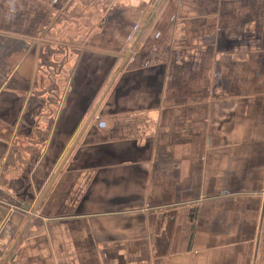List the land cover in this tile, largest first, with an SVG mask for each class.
I'll return each instance as SVG.
<instances>
[{
	"label": "crops",
	"instance_id": "obj_1",
	"mask_svg": "<svg viewBox=\"0 0 264 264\" xmlns=\"http://www.w3.org/2000/svg\"><path fill=\"white\" fill-rule=\"evenodd\" d=\"M88 1L0 0V264H264V0Z\"/></svg>",
	"mask_w": 264,
	"mask_h": 264
},
{
	"label": "rangeland",
	"instance_id": "obj_2",
	"mask_svg": "<svg viewBox=\"0 0 264 264\" xmlns=\"http://www.w3.org/2000/svg\"><path fill=\"white\" fill-rule=\"evenodd\" d=\"M103 4H104V1L102 0H89L88 2H86V5L84 6V8L97 9L98 7H102Z\"/></svg>",
	"mask_w": 264,
	"mask_h": 264
},
{
	"label": "trees",
	"instance_id": "obj_3",
	"mask_svg": "<svg viewBox=\"0 0 264 264\" xmlns=\"http://www.w3.org/2000/svg\"><path fill=\"white\" fill-rule=\"evenodd\" d=\"M0 198H6V196L4 194L0 193ZM8 201H12L11 199H8Z\"/></svg>",
	"mask_w": 264,
	"mask_h": 264
}]
</instances>
